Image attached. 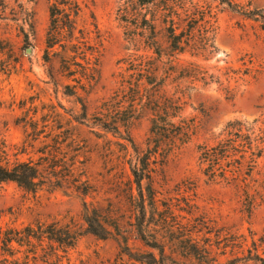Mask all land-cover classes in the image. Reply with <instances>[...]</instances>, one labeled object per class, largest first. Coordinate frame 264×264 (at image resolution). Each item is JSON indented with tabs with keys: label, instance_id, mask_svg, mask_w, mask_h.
<instances>
[{
	"label": "rangeland",
	"instance_id": "1",
	"mask_svg": "<svg viewBox=\"0 0 264 264\" xmlns=\"http://www.w3.org/2000/svg\"><path fill=\"white\" fill-rule=\"evenodd\" d=\"M81 1L78 28L93 31L98 57L94 80L81 77L79 67L68 76L59 56H45L50 0H0V130L18 160L37 164L43 178L33 191L0 184V226L55 223L76 234L68 247L44 237L15 258L29 264H261L264 33L251 17L264 0H190L211 10L215 26L213 49L202 57L176 56L159 28L161 61L176 57L180 69L156 98L171 106L175 117L167 119L188 127L181 136L152 135L151 118L164 116L139 114L148 84H160L165 72L159 65L149 80L144 63H127L130 55L157 58L127 43V12L135 1ZM188 63L206 72V86L195 70L180 72ZM128 116V135L122 127L120 133L100 127L101 120ZM203 146L214 156L209 162Z\"/></svg>",
	"mask_w": 264,
	"mask_h": 264
},
{
	"label": "trees",
	"instance_id": "2",
	"mask_svg": "<svg viewBox=\"0 0 264 264\" xmlns=\"http://www.w3.org/2000/svg\"><path fill=\"white\" fill-rule=\"evenodd\" d=\"M135 9L127 12L130 24V30L127 37V43L134 48L144 46L145 51H151L157 58L151 56H133L130 55L127 60L130 67L134 65L140 67L144 63V71L149 80L153 78V72L159 65L163 66L164 75L160 84L150 82L151 88H146L145 103L141 105L139 114L142 116L149 115L150 112L158 113L164 117L155 119L151 118L150 133L152 135H165L174 133L178 136L186 135L188 127L183 126V122L176 125L169 117L173 118L170 113L171 106L166 103L157 101L156 95L160 89L165 88V82L173 74L177 73L179 60L169 59L166 62L161 61V53L158 46L159 28L165 31V38L168 48L175 52L176 56L189 51L195 56H205L211 53L213 49V40L215 36V26L211 10L208 7L199 6L190 0H134ZM222 3L230 5L228 0H220ZM148 12L142 13V10ZM83 12V1L81 0H50L48 7L49 26L45 35V56H59L61 69L68 76H74L77 70L81 69V77L88 76L94 80L98 75V57L97 52L91 46L93 40V31L90 28H78V22ZM258 23L259 29L264 33V9L255 11L251 17ZM96 29V26L93 24ZM83 61V64L77 60ZM156 65L148 66L150 61ZM139 63V64H137ZM147 63V64H146ZM146 67V68H145ZM180 72H197L201 74L203 86L205 82V71L200 70L198 65L188 63ZM191 77V76H190ZM87 78V77H86ZM193 84L190 82L189 85ZM136 88L139 89L138 84ZM179 90V84L176 86ZM177 97L175 101H180ZM135 106L131 104L130 108ZM133 112V113H134ZM154 115V114H151ZM133 116H128L126 120H113V118L101 120L100 127L107 132L120 133L122 127L125 133L129 134V125ZM130 119V120H129ZM230 125H228V128ZM176 132V133H175ZM129 142L133 147L132 140ZM201 156L204 162L211 161L212 156L210 149L206 146L201 147ZM215 161L218 159L215 157ZM253 163V160L250 161ZM42 175L37 166L32 161H20L17 154L12 151L9 144L6 143L3 133L0 130V184L5 182H14L25 190L33 191L38 184L42 182ZM63 231V232H61ZM95 233V232H93ZM46 237L66 247L70 246L76 239V234L68 227L57 228L56 224H36V229L31 226L17 228L14 226H0V256L3 264H29L27 258L20 261L15 258L19 249L32 247L33 242H41ZM16 245L18 248H15ZM11 259V260H8ZM264 264V260H259Z\"/></svg>",
	"mask_w": 264,
	"mask_h": 264
}]
</instances>
